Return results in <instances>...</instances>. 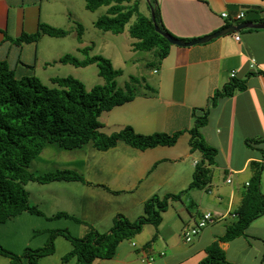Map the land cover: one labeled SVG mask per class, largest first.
<instances>
[{
    "label": "crops",
    "instance_id": "obj_1",
    "mask_svg": "<svg viewBox=\"0 0 264 264\" xmlns=\"http://www.w3.org/2000/svg\"><path fill=\"white\" fill-rule=\"evenodd\" d=\"M52 1L0 0V61H6L18 77L36 75L39 68L54 60L42 56L41 49L51 36L42 35L34 42L17 40L22 33L35 32L39 22L53 25L49 23L53 19ZM157 3L163 24L180 39L193 40L242 21L264 22V0H157ZM240 10L245 13L240 20L221 15L227 12L233 16ZM254 29L235 31L239 32V41L231 32L205 43L172 44L159 65L143 78L141 90L133 99L104 111L100 121L105 133L126 125L143 134L181 131L176 142L146 149L119 142L106 150L87 144L82 161L76 159L80 167H63L79 172L85 181L37 182V186H47L48 191L35 201L29 192V202L43 215L23 212L0 223L1 231L14 229L5 236L8 244L13 237L21 239L15 235L20 233L15 230L19 228L17 220L30 222L23 233L33 232L35 236L39 234L35 230L55 229L40 226L38 218L49 219L57 212H66L72 218L64 228L83 236L90 227L108 229L118 213L131 220L137 218L152 195L163 196L187 188L195 161L202 157L199 150H191L189 145V129L194 124L192 111L197 109L201 114L200 109L209 105L214 91L234 71L233 77L245 79L246 87L219 99L209 108L207 123L199 128L205 141L217 150L207 187L190 188L180 199L170 202L159 225L145 224L131 241H121L112 257L97 258L91 263L198 264L207 254L206 247L235 221L233 213L256 169L253 162L262 164L260 187L264 194V160L260 152L264 150V74L259 73L264 71V28ZM250 58H254V66L250 65ZM130 112L134 116L128 121L122 118ZM45 148L35 158H40ZM171 209H176L173 214ZM205 211L211 212L215 219L191 241H185L184 229L194 225ZM245 232V236L218 240L227 264H264V214L252 221ZM56 247L55 241V251ZM65 247L66 252L71 248ZM149 255L154 256L152 261H142ZM65 264L76 261L72 258Z\"/></svg>",
    "mask_w": 264,
    "mask_h": 264
},
{
    "label": "trees",
    "instance_id": "obj_2",
    "mask_svg": "<svg viewBox=\"0 0 264 264\" xmlns=\"http://www.w3.org/2000/svg\"><path fill=\"white\" fill-rule=\"evenodd\" d=\"M131 1L86 0L85 6L89 10L106 6L105 14L93 22L94 26L103 32L126 33L137 39L133 42V47L142 51H153L159 65L172 44L155 30L151 15L148 17L138 14L136 5L129 4ZM149 2L153 7L155 23L161 30L175 37L162 22L157 0ZM135 13L137 19L130 23ZM82 32L83 28L77 31L79 42L82 41ZM68 33L67 29L39 22L35 32L22 33L17 40L34 42L42 35L64 37ZM89 49L90 46L79 48L86 55L83 59L66 53L51 63L61 62L79 67L96 64L99 75L106 81L90 88L70 75L52 77L49 83L43 82L36 75L18 77L6 61H0V223L23 212L43 214L36 205L29 202V192L26 188L29 181L39 183L85 181L79 172L68 168H57L43 173L32 171L29 168L30 162L48 144L74 149L92 142L95 148L106 150L119 142H124L135 148L146 149L157 145H172L181 133L177 131L172 134L165 132L143 134L136 132L130 125L111 133L101 131V114L132 100L138 91L136 86L140 87V84L138 81L130 80L124 86H119L116 77L120 75L121 70L115 69L110 60L103 56L89 55ZM259 73L264 74V71ZM245 87V79L232 76L214 91L209 105L200 109L201 114L196 112L197 109L192 111L194 124L189 129V145L191 150H199L202 157L195 162L187 188L178 193L152 195L144 202L143 213L133 220L124 214H116L105 232L90 227L83 236H74L65 228H55L49 231L44 246L26 247L21 253H15L0 245V256L7 257L9 264H40V258L53 254L55 238L61 235L71 243L70 250L61 257L63 263L73 258L76 264H91L97 258L112 257L121 241L136 236L145 224H158L162 219V212L171 201L180 199L190 188L207 187L211 177L210 167L215 161L217 150L205 141L199 128L207 123L211 106L216 105L219 99L231 96L235 91ZM260 152L264 160V150L260 149ZM253 164L256 169L234 213L236 219L226 226L224 234L218 240L227 241L247 235L245 230L248 225L264 214V194L260 187L262 164L259 162ZM54 217L72 218L66 212H57L51 218ZM73 218L79 221L77 217ZM218 240L206 247L207 254L198 264L228 263Z\"/></svg>",
    "mask_w": 264,
    "mask_h": 264
},
{
    "label": "rangeland",
    "instance_id": "obj_3",
    "mask_svg": "<svg viewBox=\"0 0 264 264\" xmlns=\"http://www.w3.org/2000/svg\"><path fill=\"white\" fill-rule=\"evenodd\" d=\"M52 3L54 4L52 7L53 19H51L49 23L67 29L69 33L64 37L46 38L44 47L41 46L42 56L55 60L66 53H71L79 59H83L86 55L79 50V48H82L83 46H90L89 55L103 56L110 60L115 69L121 70L120 75L116 77V82L119 86H124L127 82H130V80L138 81V84L141 85L143 78L150 75V69L158 66L153 51H142L133 47L132 44L137 39L130 37L126 33L113 34L110 32H103L94 26L93 22L98 17L105 14L106 6L102 5L95 10H89L85 6L86 0H53ZM129 4L136 5L138 14H143L148 17L151 15V9L147 0H132ZM136 19L137 13L132 15L130 23L134 22ZM79 28H83L81 42L77 39V31ZM52 61H49L50 63L45 65V68H39L36 71V75L45 83H49L50 78L52 77L67 75L78 78L87 88L96 84H103L106 81L104 77L99 75L96 64L79 67L73 64H64L61 62H53L51 64ZM140 88L141 87H138V85L136 86V90H138V92L141 90ZM133 116L134 114L130 112L129 114L126 113V115L122 116V118H125V120L128 121L129 118ZM114 125L121 126L120 124ZM87 144L92 146V142H88ZM87 144L74 149H65L56 144H48L46 145L45 153L40 158H35L36 160L31 161L29 168L35 173H43L53 171L56 168L76 166L78 165V161L76 159L79 158V160L81 159L82 161V152L87 149ZM77 167H80V164ZM32 182L33 183L28 185L29 189L27 188V190L30 192L31 200L35 201L38 198H42L48 190L47 186H37V181ZM49 190L51 191L52 189ZM171 210L173 214L176 209ZM66 218L54 217L46 219L42 216L41 218H38L37 223L40 226H47L48 228H64L70 222L69 217ZM162 220L160 222H162ZM17 222L19 228H15V230L20 233L15 235H20L21 239L17 240L19 236L13 237L8 244L5 236L10 235L9 233H13L14 229L9 231L0 230V245L15 253H21L26 247L38 248L46 244L49 231L52 229H43L46 232H43V230H35L34 232L39 234L32 236L31 233L33 232L23 233L24 229H27L30 222L28 223L24 220H17ZM160 222L156 225H159ZM148 225L154 226L155 224L149 223ZM108 229L104 228L102 229L103 231H100L101 229L98 231L105 232ZM67 230L72 235L76 234V230L74 229L67 228ZM55 239L57 242L56 251L53 252V254L40 258V264H65L61 261V257L66 252L65 245L70 248L71 243L68 239L61 235H58ZM129 240L131 241L132 239ZM7 246H9V248ZM0 264H9L8 258L0 256Z\"/></svg>",
    "mask_w": 264,
    "mask_h": 264
},
{
    "label": "water",
    "instance_id": "obj_4",
    "mask_svg": "<svg viewBox=\"0 0 264 264\" xmlns=\"http://www.w3.org/2000/svg\"><path fill=\"white\" fill-rule=\"evenodd\" d=\"M147 1L150 6L149 0ZM150 9H151V17L154 22L155 30L158 31L162 36H164L169 43L174 44V45H179V46H189V45L198 44V43H205L218 36L225 35L231 32H235V31H240L241 29H244V28H255V29L264 28V22L242 21L237 24L228 25L210 34L204 35L202 37L186 41L183 39L175 38L171 36L168 32L161 30L154 21L155 18L153 15V7L150 6Z\"/></svg>",
    "mask_w": 264,
    "mask_h": 264
},
{
    "label": "built area",
    "instance_id": "obj_5",
    "mask_svg": "<svg viewBox=\"0 0 264 264\" xmlns=\"http://www.w3.org/2000/svg\"><path fill=\"white\" fill-rule=\"evenodd\" d=\"M244 14L245 13L243 10L238 11L233 16H229V14L227 12L221 13V15L224 18L233 19V20L242 19ZM233 37L236 41H239V39H240L239 32H234ZM254 63H255L254 58H250V65L254 66ZM231 76H234V71L231 72ZM228 181H230V180H228ZM246 184H248V182ZM233 216H234V213H233ZM214 219H215V216L211 212L205 211L202 214V216L198 219V221L195 222L194 225L187 226L184 229L183 236H184L185 241H187V242L191 241L193 239V237L196 236L203 227H205L208 223L212 222ZM132 244L134 245L135 243L132 242ZM153 259H154V256L149 255V256L143 258L142 261H152Z\"/></svg>",
    "mask_w": 264,
    "mask_h": 264
}]
</instances>
